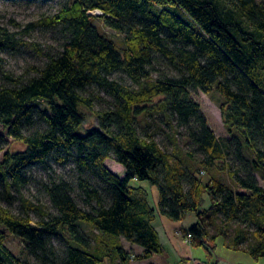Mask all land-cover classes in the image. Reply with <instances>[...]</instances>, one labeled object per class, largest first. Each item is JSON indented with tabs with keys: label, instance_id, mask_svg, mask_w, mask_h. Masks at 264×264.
Wrapping results in <instances>:
<instances>
[{
	"label": "trees",
	"instance_id": "16d2710c",
	"mask_svg": "<svg viewBox=\"0 0 264 264\" xmlns=\"http://www.w3.org/2000/svg\"><path fill=\"white\" fill-rule=\"evenodd\" d=\"M41 25L60 34L61 48L46 53L31 77L5 75L0 86V126L23 146L4 151L0 183L25 184L30 168L53 160L74 163L78 187L66 179L48 182L51 208L30 204L16 214L0 204V264H103L107 258L128 264L136 256L123 240L141 246L139 258L149 259L164 251L158 212L175 220L194 212L198 221L183 232L207 251L235 222L237 245L252 234L250 252L264 257V0H70L20 31L0 23V53L32 46L42 55L39 43L26 39ZM106 27L123 35L121 46ZM119 72L134 86L114 77ZM93 86L111 96V105L94 111L99 127L86 128L94 109L86 93ZM195 89L222 95L227 141L211 128L192 97ZM157 115L185 130L194 152L203 154V173L216 168L233 185L214 173L204 181L200 168L164 149L147 128L141 134V118ZM234 153L236 167L229 160ZM112 156L123 176L107 166ZM135 180L158 188L157 209ZM31 210L42 218L36 221ZM220 218L224 225L211 235ZM91 231L111 236L98 242L105 251L93 252ZM8 233L41 263L7 248Z\"/></svg>",
	"mask_w": 264,
	"mask_h": 264
},
{
	"label": "rangeland",
	"instance_id": "374dc122",
	"mask_svg": "<svg viewBox=\"0 0 264 264\" xmlns=\"http://www.w3.org/2000/svg\"><path fill=\"white\" fill-rule=\"evenodd\" d=\"M69 1L70 0H37L27 2L22 0H0V23L8 28L10 27L12 30L20 31L31 22L39 21L42 18L57 13ZM94 13L98 12L95 11ZM98 23L102 24L100 21H98ZM104 29L118 42L119 46L122 45L124 39L121 33L115 32L107 27ZM35 30L36 31L30 36H27L26 39L30 43L31 41L39 43L44 53H42V55L38 54L32 46L23 47L20 51L10 50L1 52L0 86L6 84L8 81L5 75H12L23 79L31 77L34 74V67L42 66L43 62L48 58L46 53L54 54L61 48L62 40L58 32L43 25L35 28ZM157 66L162 71L167 70L166 66L162 64H157ZM162 71L160 73H162ZM114 77L121 78L124 82L134 86V82L129 80L122 72L116 73ZM86 95H90L94 98V109L89 112L85 127H99L98 117L94 111L109 109L111 105V96L104 90L95 86L90 87ZM192 97L201 104L202 111L209 121L211 128L223 141H227L229 137H231V134L225 127L222 111L220 110V104L224 101L222 95L215 89L209 93H205L200 89H195L192 90ZM171 119L169 115H157L153 118H148V120L146 118V121L141 118L140 123L142 125L139 127V132L143 134L144 128H147L164 149L177 151V154L185 160L186 164L194 165L196 170L200 168L196 174L204 181L210 180V174L214 173L228 185H233L234 181L232 176L226 172L218 171L216 168L208 172H202L203 168L200 165V161L203 159V154L194 152L193 145L189 143L185 130H178ZM22 147L23 146L18 141H14L9 137L7 131L2 130L0 126V159L7 149L16 150ZM190 150L194 152L193 156L190 154L188 155ZM247 155L249 156V154ZM234 158L235 153L230 155L229 160L236 167L238 163ZM107 166L121 176L125 174V168L122 167L113 156L107 161ZM27 173L29 179L25 184H15L12 180L7 183H0V204L9 207L16 214H23L30 204L51 208L49 196L45 187L48 182L52 180L59 181V179H66L68 181H73L76 187H78V173L75 170L73 162L62 165L52 160L48 165L37 164V166H33ZM260 182L264 184V179H262L261 176ZM9 183L11 186H9ZM132 184L134 186L146 188L149 192V199L152 207L157 209L159 202L158 188L151 186L148 181L141 182L135 180ZM77 191L79 192V188ZM30 214L36 221L42 218L41 211L31 210ZM155 221L161 233L164 251L155 254L149 259H141L139 258L142 253V250L139 248L141 246L133 244V247L131 246L132 243L123 240L121 243L125 246L126 250H128L130 254L136 256L131 257L128 264H181V260H183L182 262H188L187 264H264V257L255 258L250 252L251 245L256 241V238H254L252 234L249 236L250 239L245 241V243L240 244V246L237 245L236 241L233 239L237 226L235 222L226 226V228H228L227 236L224 234L219 235L208 242L207 248L209 251H207L203 246H194L192 241H190L183 232L198 221L194 212H190L183 220H175L169 215L158 212ZM79 224H81L82 228L86 231L90 228L85 222ZM222 225H224V221L220 218L210 228L211 235L218 233ZM109 236L110 235L106 234L104 237L95 231L91 234V242L94 245L92 250H94V253L98 249L103 251L107 249L106 245H99L98 242L105 240V238ZM55 243L59 248L64 247V242L61 239H56ZM6 246L24 260L33 262L38 261L41 263L40 260L29 257L23 240L11 233H8ZM118 260L119 259L112 261L107 258L106 262L103 264H121Z\"/></svg>",
	"mask_w": 264,
	"mask_h": 264
},
{
	"label": "crops",
	"instance_id": "0c3cea01",
	"mask_svg": "<svg viewBox=\"0 0 264 264\" xmlns=\"http://www.w3.org/2000/svg\"><path fill=\"white\" fill-rule=\"evenodd\" d=\"M263 186H264V184L263 183H261ZM156 228H157V231H159L158 230V227L156 226ZM160 232V231H159ZM160 237H161V233H160ZM161 242H162V238H161ZM131 246H133L134 247V245L133 244H131ZM140 248V250H143L141 247H139ZM118 261H120V260H118ZM131 264V263H130Z\"/></svg>",
	"mask_w": 264,
	"mask_h": 264
},
{
	"label": "water",
	"instance_id": "95a60500",
	"mask_svg": "<svg viewBox=\"0 0 264 264\" xmlns=\"http://www.w3.org/2000/svg\"><path fill=\"white\" fill-rule=\"evenodd\" d=\"M181 264H187L186 262H181Z\"/></svg>",
	"mask_w": 264,
	"mask_h": 264
},
{
	"label": "built area",
	"instance_id": "2783aa9c",
	"mask_svg": "<svg viewBox=\"0 0 264 264\" xmlns=\"http://www.w3.org/2000/svg\"><path fill=\"white\" fill-rule=\"evenodd\" d=\"M189 237H190V235L187 236V238H189Z\"/></svg>",
	"mask_w": 264,
	"mask_h": 264
}]
</instances>
